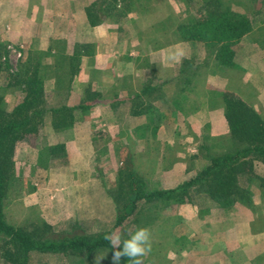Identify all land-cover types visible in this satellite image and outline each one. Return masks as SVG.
Segmentation results:
<instances>
[{
    "label": "rangeland",
    "instance_id": "rangeland-1",
    "mask_svg": "<svg viewBox=\"0 0 264 264\" xmlns=\"http://www.w3.org/2000/svg\"><path fill=\"white\" fill-rule=\"evenodd\" d=\"M110 2L0 0L6 107L11 110L21 97L17 76L35 65L44 75L48 109L87 106L74 111L66 130L54 129L46 113L39 132L17 145L15 180L4 199L6 221L15 227L47 226L56 237L109 231L128 201V173L145 191L168 190L234 149L223 93L239 96L264 119V0L218 2L252 23L233 48L231 67H219L212 49L183 41L177 31L206 15L210 0H118L115 10L89 26L85 9ZM61 63L71 72L63 85L57 79ZM144 88L138 99H128ZM59 144L63 151L51 153ZM247 168L252 178L241 185L249 194L240 202L195 189L182 203L142 200L114 231L151 229L143 264H264V163ZM31 264L114 262L99 251L90 258L38 255Z\"/></svg>",
    "mask_w": 264,
    "mask_h": 264
},
{
    "label": "trees",
    "instance_id": "trees-1",
    "mask_svg": "<svg viewBox=\"0 0 264 264\" xmlns=\"http://www.w3.org/2000/svg\"><path fill=\"white\" fill-rule=\"evenodd\" d=\"M111 2L106 8L95 9L96 4L93 3L85 9L89 26L97 25L100 14L115 10L113 4L118 0ZM218 2L210 0L206 15L181 23L177 31L183 41L200 43L212 49L219 67H231L235 55L233 48L251 31L252 23L244 14L221 6ZM72 59L77 68V56L73 55ZM63 65L61 63L60 73H57L58 84L62 85L65 81L70 82L71 73ZM16 86L20 87L21 97L11 110L6 107L3 89H0V262L3 264H31V259L38 255H84L90 258L99 251H107L113 258L115 250L104 236L121 227L142 200L179 199L182 203L191 189H195L197 193L212 199L230 198L233 202H240L249 194L241 185L243 178L247 181L252 178L247 167L254 162L264 163V119L239 96L225 92L224 118L229 136L236 145L233 150L211 158L192 178L172 189L145 191L144 183L133 172L128 173V201H124L120 207L113 228L102 234L56 237L49 235L47 226L31 230L15 227L6 221L4 199L15 180L13 157L17 145L24 138L39 132L46 113L51 114L54 129L66 130L72 126L74 111L87 108L83 104H63L48 109L45 105L44 75L39 72V65L22 70L17 76ZM146 89L129 95L128 99H138L145 94ZM137 114L132 112V115ZM57 149L63 151L64 144L53 146L51 153ZM119 264H130V261L124 257Z\"/></svg>",
    "mask_w": 264,
    "mask_h": 264
},
{
    "label": "clouds",
    "instance_id": "clouds-1",
    "mask_svg": "<svg viewBox=\"0 0 264 264\" xmlns=\"http://www.w3.org/2000/svg\"><path fill=\"white\" fill-rule=\"evenodd\" d=\"M104 239L115 250L113 252L114 264H119L121 258L124 257L130 261V264H143L142 258L147 256L152 248V231L148 227H138L134 232L127 235L113 231L105 234Z\"/></svg>",
    "mask_w": 264,
    "mask_h": 264
}]
</instances>
